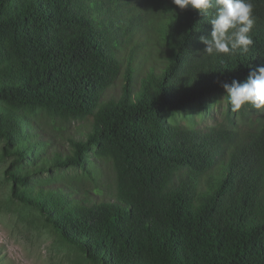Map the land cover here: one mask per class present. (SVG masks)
Returning <instances> with one entry per match:
<instances>
[{"label":"trees","instance_id":"trees-1","mask_svg":"<svg viewBox=\"0 0 264 264\" xmlns=\"http://www.w3.org/2000/svg\"><path fill=\"white\" fill-rule=\"evenodd\" d=\"M252 2L249 51L209 55L213 8L0 0L4 155L39 159L33 174L108 158L116 182L107 196L69 197L29 169L6 171L13 196L92 263L264 264V109L245 104L228 125L167 121L264 65V0ZM49 118L85 121L60 134L70 149L45 133Z\"/></svg>","mask_w":264,"mask_h":264},{"label":"rangeland","instance_id":"rangeland-1","mask_svg":"<svg viewBox=\"0 0 264 264\" xmlns=\"http://www.w3.org/2000/svg\"><path fill=\"white\" fill-rule=\"evenodd\" d=\"M232 116L236 117V114L228 98L224 93H218L201 103H193L182 112L169 113L167 121L190 127L217 123L228 125L229 117ZM40 121L45 133H52L62 148L66 149L71 147L60 134L74 132L85 124V121L62 124L50 118ZM60 125L64 126L62 133ZM4 146V141L0 139V264H98L90 262L75 246L65 242L36 207L23 204L13 196V184L7 178L6 171L30 170L39 159L35 165L15 163L14 156L4 155ZM47 148L51 154L53 147ZM38 150L43 152L45 147ZM31 170L35 185L49 186L52 181L60 183L69 197L86 193L95 199L110 195L115 190V172L108 158L91 157L81 167H52L47 172L36 174Z\"/></svg>","mask_w":264,"mask_h":264},{"label":"clouds","instance_id":"clouds-1","mask_svg":"<svg viewBox=\"0 0 264 264\" xmlns=\"http://www.w3.org/2000/svg\"><path fill=\"white\" fill-rule=\"evenodd\" d=\"M172 3L181 10L188 7L200 11L215 10L209 19L212 26L210 38L200 37L207 54H232L238 50L246 53L253 44L250 33L256 17L252 0H172ZM249 68L243 81L233 79L230 84H221L234 111L245 104L257 110L264 109V65Z\"/></svg>","mask_w":264,"mask_h":264}]
</instances>
